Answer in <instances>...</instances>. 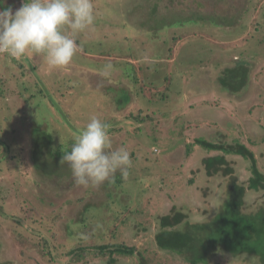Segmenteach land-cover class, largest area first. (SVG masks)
Segmentation results:
<instances>
[{
  "label": "rangeland",
  "instance_id": "obj_1",
  "mask_svg": "<svg viewBox=\"0 0 264 264\" xmlns=\"http://www.w3.org/2000/svg\"><path fill=\"white\" fill-rule=\"evenodd\" d=\"M92 3L94 23L76 37L82 38L77 42L82 52L91 51L88 56L89 60L85 61L86 54H81L77 49L74 58L78 61L75 62L83 68H78L76 63H73V67H70V63L65 69L62 68L71 71L74 83L78 84V80L85 78L84 83L81 80L78 91L86 83L88 90L95 91L102 96L108 88L114 86L115 81L121 79L120 72L117 70L121 68V65L119 62L116 63L113 57L104 55L103 60L106 59V61L98 62L100 57L95 52L104 45L99 40L104 41L106 37L111 39V43H118L124 47L133 43L135 50L138 51L136 56L140 53L141 60L147 58V62L141 61L144 66L157 64L156 70L154 66L153 71L149 72L147 68L144 72L151 76L148 79L149 82H154L157 86L145 85L143 93L146 98L135 101L133 97L132 101L123 107H119L113 101L117 97L115 94L110 96L112 100L106 105L101 100H97L98 97L95 98L96 101L95 99L91 102L85 100L81 103L84 109H78L79 113H76L74 108L69 118L70 123L67 124L53 105L46 102L38 106L36 99L32 102L24 100L28 97L26 94L28 90L35 93L39 89L38 78L43 79L47 86L51 83L49 81L52 72L47 68L42 57L29 53L16 58L20 59L16 63L8 59L5 53H0V86L4 91V94L0 95V144L10 140L13 146L17 145L29 150L31 147L30 127L34 121L42 123L44 127L48 125V129L54 135L55 146L68 144L73 142L74 137L90 117L97 116L102 121L111 122L110 131L116 127L121 129L119 132L112 133L109 138L113 150L124 147L129 152L131 164L128 172L130 176L124 182L126 185L118 188L111 183L115 176L120 174L119 171L110 181L101 185L81 187L74 184L77 188L74 190H70L69 187L65 190L66 188L60 187L54 179L45 178L44 186L50 190V195L58 191L62 192L65 197L67 195L69 200L78 201L82 198L84 202L74 204L67 209L65 207L66 210L63 209V212L66 213L61 220L56 221V226L45 233L47 238L51 232L57 234L54 241L50 239L53 243L51 247H55V249H48L50 255L47 249L42 247L43 244H40L42 242L40 232L44 233V231L39 224V219H42L41 215L48 216L50 213L46 211L51 209H45L44 212L40 210L29 212L28 216L32 218L26 220L25 215L16 207L14 211L20 217L16 216V219H25L19 223L16 219L8 220L0 215V264H71L67 256L65 258L61 254L80 243L76 233L83 217L82 210L87 205L103 204L100 210L89 212L96 216L97 228L94 230L96 237L106 235L104 238H107L105 240L107 242H120L125 239L130 245L139 247L143 240L132 237L138 230V225L143 224L149 231H152L155 226L154 216L165 212L168 206L176 201L177 190L181 188L179 184L182 180L181 173L187 174L191 169L200 166L199 150L191 159H184L185 146L196 137L213 140L219 135L228 134V132L230 134L236 129L238 134H241L243 142L249 143V140H252L257 143L254 148L257 150L259 159L262 160L264 172V142L262 141L264 138V30L258 33L262 35L253 44L249 42L250 39L246 43L243 41V38L248 35L247 29H244V34H238L236 29L240 26L248 28L252 22L258 21L257 17L264 11V0H92ZM7 4L11 5L8 0ZM199 4H202L200 8ZM18 8L19 6L15 9ZM200 11L212 19L219 15L224 22L227 17H232L235 28L229 26L223 29L219 26L217 28L222 32H218L216 25L213 26L210 21L203 22L197 18L198 14L195 12ZM193 13L196 17L185 21V18ZM205 26L212 29L208 28L206 36H196L194 31L202 32L201 29ZM190 31L192 33L190 36H184ZM169 34L179 37L177 43L167 38ZM148 42L152 43L151 47H148ZM105 44L109 45L110 42ZM193 46H198L195 48L196 51ZM169 49L172 50L170 57L167 54ZM243 51L246 52L245 57L242 58L243 61L249 63L252 68L251 77L247 87L235 96L223 91L217 79L223 69L236 64L239 52ZM255 56L260 59H256ZM100 64L104 67V69H99L103 76L93 75L92 71H97L95 67ZM106 66L111 67L106 71ZM123 66L130 69L129 64H123ZM190 67L194 69L191 70ZM168 75L179 78L181 82L175 78L173 85L168 89L170 97L167 101L162 100L159 105L158 98H156L155 102L157 101L158 106L150 105L149 108L146 101L153 97L150 93L164 90L166 84L164 77ZM119 87H121L120 84L116 89ZM59 88L61 91L58 90ZM48 89L51 94L55 95L54 98L57 101L60 100L58 97L60 92H66V94L70 92L65 86ZM20 93H24L25 97H21ZM62 102L63 105H68L67 97L61 100ZM71 108L73 106H64L62 110L67 113ZM139 108L144 110V115L147 112L153 114L155 119L138 125L133 119L128 118L131 113L136 114ZM157 109L160 110L159 114L154 112ZM111 114L115 117L113 118ZM133 126L141 130L135 132ZM29 153L27 151L25 154L26 167H22V164L18 162H4L0 177L2 193L7 194L12 191V184L15 180L33 176L32 169L28 166L31 163ZM247 165L244 163L238 168L240 182L247 180L250 176ZM156 174L158 178L152 179L151 187L146 189L145 184L148 183L146 176ZM187 175H185V182L189 179ZM163 177L171 180L172 184L164 183ZM214 184L218 185V182ZM211 187L215 188L213 185ZM196 189L195 186L191 195V203L201 207V203L195 200L199 196ZM220 194L216 191L214 204L220 200ZM47 195L48 193L45 194L46 198ZM107 195L112 198L108 199ZM179 196L183 197L182 193ZM8 198L11 199L9 196ZM246 201L249 204H264V191L248 192ZM104 203L110 205V210ZM35 205L38 207L39 203L36 202ZM124 207H127V210ZM128 216L131 217L128 228L116 229V234L123 232V236H120L122 239L113 238L111 231L105 230L106 227L114 226V223L113 228L116 225L119 226L121 220ZM118 217L120 220L114 222V219ZM71 230L73 232L69 234ZM147 234V240L143 243L147 245V249H155L150 241L153 231ZM94 242L101 243L103 240L97 238ZM61 243L66 245V249H60ZM158 255L160 256L158 264H187L165 253ZM125 262L130 263V259ZM252 262L250 260L247 263ZM89 264H101V262L95 260ZM211 264L246 263L230 256L219 255Z\"/></svg>",
  "mask_w": 264,
  "mask_h": 264
},
{
  "label": "trees",
  "instance_id": "obj_2",
  "mask_svg": "<svg viewBox=\"0 0 264 264\" xmlns=\"http://www.w3.org/2000/svg\"><path fill=\"white\" fill-rule=\"evenodd\" d=\"M8 2L13 9L17 6H21V0H8ZM201 5L202 4L198 5L199 8ZM195 13L198 14V19L203 22L210 21L213 26L216 25V28L219 26L223 27V29L229 26L235 28L231 20L232 17H227L226 22H224L219 15L212 19L209 15H204L202 11ZM195 13L190 14L186 18L183 16L185 21H190V18H195ZM263 14L264 11L260 13L259 17H257L256 20L258 21L252 22V25L248 26V28H245L244 26L236 28L238 34H244V29H247L246 33L248 35L243 38L245 43L249 39V42L253 43L262 35L258 33L264 30ZM205 28L207 27L205 26L201 29L202 32L194 31L196 36H206L205 33L208 31V28L212 29L211 27H208L207 29ZM217 29L218 32H222L219 31V28ZM191 31L183 35L190 36ZM167 38L169 40H174V42L177 43L179 37L169 34L167 35ZM81 39V37L77 38V42ZM99 41L104 45L99 51L95 52L96 55L98 54L100 57V61L98 62L106 61V59L103 60V58L104 55H107L110 58L113 57L115 62H119L121 65V68H117L118 72H120L119 77H121V79L115 81L114 86L108 88L102 96L98 95L95 91L88 90L86 83V85L84 84L83 87H81L82 89L78 91V89H80L79 86L81 80L84 83L85 78L78 80V84L74 83V80L71 77V71L64 70L65 67H63L64 69H50L52 72L50 76L52 77L49 81L51 82L49 86L45 84L43 79L38 78L37 81L40 83L39 89L35 93L28 90L26 92L28 97L24 100L26 102H32L36 99L38 100V106L46 104V102L53 105L56 112L68 124L70 123L69 118L73 114L72 110L75 108V112L79 113L78 109H84L82 108L81 103L85 100L91 102L98 97L99 99H96L101 100L104 105H106V103H109L112 100L110 96L115 94L117 97L113 99V101L119 107H123L132 101L133 97H135V101L146 98L143 93L144 86L155 87L157 85L154 82H149L148 79H150L151 76L144 74V72L147 68L149 69V72L150 70L153 71L154 66V70H156L158 65L152 63L151 65L144 66L141 61L143 60L147 62V58L141 60L140 53L136 56L138 51L135 50L136 48L132 45L133 43H130V40L129 43L132 46L129 45L128 47L121 46L114 42H112V44L111 39L108 37H106L104 41ZM106 42H110V44L106 45ZM147 44L148 47H151L152 45L150 42ZM197 47L193 46V49ZM78 51L81 54H86L87 58L91 52L88 50L86 51L89 53L82 52L80 47H78ZM167 54L170 57L172 50L169 49V53ZM245 54V51L239 52L238 58L240 61L238 59L234 66L223 69L221 75L217 79L222 90L231 95H239L247 87L248 81L251 77V65L242 59L245 57ZM7 57L16 63L20 61V59L17 60L10 56ZM87 58L85 61L89 60V58ZM255 58L260 59L257 56H255ZM75 61L78 60L73 58L70 67H73V63H76ZM135 61H137V63ZM76 64L78 68H83V66L78 65V63ZM123 64H129L130 69L124 68ZM132 64H135L136 66ZM21 66L23 65L21 64ZM95 68V70H98L94 72L92 71V74L103 76L99 69H104V67L100 64V66ZM189 69H191V67ZM193 69L194 68L191 70ZM181 76H183L182 72ZM164 78L167 87L165 84L164 90H160L157 93H150L153 97L146 101V105L149 106V108L150 105L154 107L158 106L157 101L158 103L162 100L165 102L170 97L168 89L173 85V82L177 77L168 75ZM177 80L181 82L179 78H177ZM119 84L121 87L116 89ZM55 86H65L70 92L67 94L66 92H60L58 96L60 100L57 101L54 98L55 95L51 94L48 89L49 87L51 88ZM58 90L61 91L60 88ZM3 92L4 91L0 86V95H3ZM20 96L25 97L24 93H20ZM66 97L68 105H63L61 100ZM156 98L158 99L155 102ZM64 106H73V108L66 113L62 110ZM154 112L159 114L160 110L157 109L154 110ZM111 116L113 118L115 117L112 114ZM128 118L133 119L138 125L148 120L152 121L155 119L154 115L148 112L144 115L143 109L138 110L136 114L134 112L131 113ZM104 122L108 124L111 123L109 121ZM128 125L131 126V124ZM140 130L141 129L139 128H134L135 132H139ZM119 131H121V129H117V127L113 128L111 131L108 129V134L110 136L112 133ZM30 132L31 147L29 150H27V148L18 147L17 145L14 146H17L20 149L17 147L13 148L14 146L10 143V140L5 141L4 143L1 142L0 144V177L2 175L1 169L5 161L10 163L18 162L22 164V167H26L25 154L27 151L30 152L29 155L31 162L28 166L33 172L32 177H21L20 179L15 180L12 184V191H9L7 194L2 193L0 188V215L8 218V220H15L16 216L19 217L14 211L17 207L22 214L25 215L27 218L26 220H31L30 218L32 217L28 216L29 212L31 213L35 210L44 212L46 211L45 209H51L50 211H46L50 213L48 216L41 215L40 218L42 219H39V224L44 231V233L40 232L42 240L40 244H43L42 247L47 249L46 251L50 255L48 249H55V247H51V244L53 243L50 242V239L52 238L51 241H54L57 238V234L51 232V235L47 238L45 233H48L51 228L56 226V221L59 222L61 220L66 213L63 212L65 207L67 209L74 204L78 205L81 202H84V199L81 198L78 199V201L69 200L67 199V195L65 197L62 192L60 193L58 191L53 195H50V190L46 189L44 186L45 178H47L54 179L60 187H65V190H67V187H69L70 190L77 189L74 186L75 183L72 180L71 172L67 164H61L63 152L70 150L72 141L68 144L55 146L54 135L48 129V125L44 127L42 123L39 124L35 121L31 124ZM223 137L224 140H222ZM226 138L227 140H225ZM262 141L264 142V138ZM256 145L257 143L252 140H249V143L243 142L241 134H238V131L235 129L230 132V134L228 132V134L219 135L218 138L213 140L196 137L191 143L185 146L184 159H191L196 151L199 150L201 163L198 168L191 169L190 172L187 173L188 175L186 173H181L180 176H182V180L181 183H179L181 188H178L177 190L176 201L171 203L165 212L154 216L155 226L154 229H152L153 234L150 235V241L155 249L149 250L147 249V245L143 243L147 240L146 237L149 236L147 233H152V231H149V229L143 224H140L141 226L138 225V230L140 231L136 230L134 235H131L132 237L143 240L139 247L136 245H130L125 239L120 242H107L105 241L107 238H104L106 235L96 237L94 235V230L97 228V220L95 214L92 213L100 210V206L103 205L98 204L87 205L84 207L81 213L83 217L78 224L79 228L76 233L79 237L80 243L73 249L65 251L61 255H64L65 258L67 256L71 264H89L95 260H100L101 264H158L160 258L158 254L160 253H165L167 256L182 260L187 264H211L219 255L224 257L230 256L231 258L237 259L243 263L245 262L246 264H264V204H249L246 201V195L248 192L259 193L264 191L262 160L259 159L257 150L254 148ZM244 163L248 164L247 170L249 171L250 176L247 180L240 182L238 168ZM185 175L189 176V179H187L186 182ZM129 176L130 174L126 178H122L120 174L116 175L111 184L114 185L115 188L124 186L126 185L124 182ZM156 177L158 178L157 174L153 176L148 175L146 176L148 183L142 184H145L147 189V187H151L153 183H151V181L152 179L155 180ZM163 178L164 183L169 185L172 184L171 180L168 178L166 179L165 177ZM217 182L218 185H215L214 183ZM211 185L215 186V188H212ZM195 186L197 192H199V196H197L195 200L197 203H201V207L191 203V195L193 194L192 191ZM216 191H219L221 194L218 203L214 204ZM47 193L49 196L47 195L46 198L45 194ZM181 193L183 197L179 196ZM8 196L11 198L10 200ZM107 198L111 199L112 197L107 195ZM36 202L39 203L38 207L35 205ZM104 205L110 210L109 204L104 203ZM124 209L127 210V207H124ZM130 218L131 217L128 216L126 219L121 220L119 226L116 225V227L113 228L115 226L114 223V226L112 225L109 228L106 227L105 230L109 232L111 231V236L113 238L116 237L122 239L120 236H123V232L120 233L121 235L119 233L116 234V229L119 227L128 228ZM22 220L25 221V219ZM22 220L16 219L18 223L22 222ZM117 220H120V218H115L114 222ZM70 224L72 223L70 222ZM10 231H12V229H10ZM72 232L73 231L71 230L69 234H72ZM97 238L101 239V241L103 240V242L93 243ZM59 247L60 249H66V245L62 243ZM127 259H130V263L125 262ZM250 260L253 262L247 263Z\"/></svg>",
  "mask_w": 264,
  "mask_h": 264
},
{
  "label": "clouds",
  "instance_id": "obj_3",
  "mask_svg": "<svg viewBox=\"0 0 264 264\" xmlns=\"http://www.w3.org/2000/svg\"><path fill=\"white\" fill-rule=\"evenodd\" d=\"M94 19L92 0H21L15 11L0 0V53L12 58L36 54L49 69L66 67L77 53V35ZM109 127L90 117L63 152L61 164H67L77 186L101 185L118 171L122 178L129 175L130 154L124 147L112 149Z\"/></svg>",
  "mask_w": 264,
  "mask_h": 264
}]
</instances>
